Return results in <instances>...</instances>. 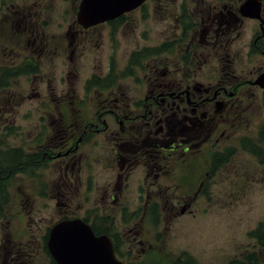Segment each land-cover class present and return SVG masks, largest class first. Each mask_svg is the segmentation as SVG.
<instances>
[{"label":"flooded vegetation","instance_id":"af4514ba","mask_svg":"<svg viewBox=\"0 0 264 264\" xmlns=\"http://www.w3.org/2000/svg\"><path fill=\"white\" fill-rule=\"evenodd\" d=\"M246 1L145 0L115 19L90 27L78 22V8L70 32L72 36L78 34L80 43L84 40L79 32L99 25L109 27L111 60L105 71L88 74L78 89L74 85L82 79L77 57L67 73L66 80L73 74L69 87L56 98L52 93V100L45 102L50 108L44 112H56L57 119L36 125L29 139L20 138V147L0 145V185L9 182L11 186L17 176H22L24 187L37 191L58 187L57 214L44 232L46 240L54 224L81 220L96 236H108L117 257L128 264L114 218L99 217V213L94 216L90 207L79 215L73 191L101 187L106 193L103 198L112 201L111 208L115 210L113 204L118 202L119 209L125 211L126 206L119 201L125 196L124 190L140 188L143 206L125 219L134 225L128 228L131 249L126 254L139 247L137 254L146 256L153 253L152 239L160 232L149 225L158 219L160 200L171 202L172 208L189 207L183 203L184 197L172 193V187H199L197 196L202 187L209 186L212 175L220 170L234 171L238 151L253 153L244 147L252 139L240 137L238 131L250 121L247 114L255 102L264 105V87L257 83L264 76V0H251L260 6L259 18L241 13ZM150 10L169 12L168 27L154 30L162 40L128 50V64L119 67L114 63L117 25L137 12L147 15ZM248 26L253 27V34L246 39ZM73 27L77 28L74 32ZM46 32L37 25L30 41L19 36L18 44L24 50L19 64H25L19 68L10 58L5 59L1 67L6 74L0 79V87L11 83L16 73L8 71L16 67L17 73L33 81L41 76V60L31 57L28 44L46 46ZM78 48L76 44L73 52L81 53ZM123 78H133L134 87L123 85ZM37 86L32 82L26 89L39 97ZM200 164L201 177L192 184V176H187L192 175V165L197 169ZM20 251H7L9 260H17ZM47 251L50 253L48 246ZM258 256L246 255L239 264H264Z\"/></svg>","mask_w":264,"mask_h":264},{"label":"rangeland","instance_id":"374dc122","mask_svg":"<svg viewBox=\"0 0 264 264\" xmlns=\"http://www.w3.org/2000/svg\"><path fill=\"white\" fill-rule=\"evenodd\" d=\"M80 3L81 0H0V79L6 74L1 67L5 59L10 58L19 68L25 64H19L24 57V50L18 44L19 36L30 41L32 30L42 25L48 37L46 46L28 44L31 57L37 62L41 60V76L33 81L29 76L17 73L19 68L16 67L8 71L16 73L11 77V83L0 87V145L9 143L20 147L23 144L20 138L29 139L36 125L57 119L56 112H44L50 108L45 102L52 100V93L56 98L62 89L69 87L73 74L66 80L67 73L77 57L83 81L79 85L78 81L74 87L81 89L88 74L105 71L111 60L109 27L99 25L79 32L84 40L82 43L77 33L71 35L70 26L76 21ZM144 14V11L137 12L116 27L114 63L119 67L128 64V50L160 42L162 39L154 30L167 28L171 21L168 11L156 13L150 10ZM252 34L253 27L248 26L245 38ZM76 44L81 53L73 52ZM140 76L143 78V73ZM121 81L125 86L134 87L133 78ZM32 82L38 85L39 97L33 96L35 91L26 89ZM247 115L250 121L239 127L238 135L256 143L264 123V105L255 102ZM194 167L191 166L192 175L187 177L192 176L191 183L197 184L202 164L197 169ZM233 169V172L220 170L212 175L209 186L202 187V193L197 196L199 187H172V193L184 197L183 203L189 207L172 208L171 202L160 200L158 219L149 224L158 227L160 232L152 239L155 249L150 250L153 253L146 256L137 254L139 247L132 254H126L131 249L127 242L128 228L134 225L125 219L143 206L140 188L124 190L125 196L119 201H123L125 211L119 209L118 202L113 204L115 210L111 208L112 201L103 198L106 193H102L101 187L73 191L72 196L76 199L73 204L79 215L90 207L94 216L99 213V217L109 215L114 218L116 229L121 230L123 259L128 264H239L246 255H259L260 261L264 262V249L251 235L264 220V160L254 153L238 151L237 165ZM8 184L0 185V264H53L44 232L57 214L58 187H41L37 191L24 187L22 176H17L11 186ZM138 226L141 227L140 220ZM10 249L22 250L17 260H9L6 252Z\"/></svg>","mask_w":264,"mask_h":264},{"label":"water","instance_id":"95a60500","mask_svg":"<svg viewBox=\"0 0 264 264\" xmlns=\"http://www.w3.org/2000/svg\"><path fill=\"white\" fill-rule=\"evenodd\" d=\"M144 1L81 0L78 22L90 27L115 19ZM241 13L259 18L260 6L248 0L241 6ZM257 83L264 87V76ZM47 245L57 264H125L117 258L111 239L106 235L96 236L92 228L81 220L56 223L50 230Z\"/></svg>","mask_w":264,"mask_h":264},{"label":"trees","instance_id":"16d2710c","mask_svg":"<svg viewBox=\"0 0 264 264\" xmlns=\"http://www.w3.org/2000/svg\"><path fill=\"white\" fill-rule=\"evenodd\" d=\"M244 147L247 150L252 151L255 155L259 156L261 160H264V123L260 127L257 142H245ZM15 155L19 156L17 153ZM251 235L256 239L257 244H259L261 247H264V220L261 221L258 226L251 231ZM53 264H57L54 259Z\"/></svg>","mask_w":264,"mask_h":264}]
</instances>
